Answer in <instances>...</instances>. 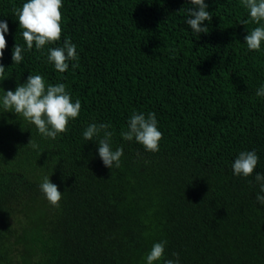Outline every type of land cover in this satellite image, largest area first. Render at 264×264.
Segmentation results:
<instances>
[{
    "label": "trees",
    "instance_id": "16d2710c",
    "mask_svg": "<svg viewBox=\"0 0 264 264\" xmlns=\"http://www.w3.org/2000/svg\"><path fill=\"white\" fill-rule=\"evenodd\" d=\"M26 2L0 0L9 26L0 97L40 74L82 107L53 140L0 101V264H147L161 241L154 264L174 254L179 264H264L255 180L264 174V45L247 48L259 25L241 0H205L208 33L188 26L190 0H63L61 40L42 51L27 50L13 12ZM68 38L79 60L61 73L48 49ZM134 112L156 113L158 152L122 138ZM92 123L111 125L120 167H106L98 141L84 139ZM253 150V175H235L239 153ZM45 176L64 192L59 207L40 190Z\"/></svg>",
    "mask_w": 264,
    "mask_h": 264
},
{
    "label": "clouds",
    "instance_id": "9594fccd",
    "mask_svg": "<svg viewBox=\"0 0 264 264\" xmlns=\"http://www.w3.org/2000/svg\"><path fill=\"white\" fill-rule=\"evenodd\" d=\"M241 2L249 10L250 21L259 25L248 30V35L245 36L247 48L259 51L264 45V23H262L264 22V0H241ZM190 4L193 7L188 10V26L196 33H208V26H202L205 21L211 22L213 18L208 10V4L205 0H190ZM63 7V0H27L22 7L13 10L18 18L20 29H23L22 36L28 51H31L33 46L36 50L42 51L46 45H54L61 40ZM250 21L244 23L247 24ZM8 32L7 21L0 20V81L6 79L3 57L7 50L6 33ZM23 52L24 48L16 44L12 55L14 64L22 62ZM47 59L54 64L57 71L66 72L70 61L79 60L77 46L68 38L63 46L49 48ZM78 66V63L72 64L73 68ZM4 92L5 95L0 97L3 108L35 125L38 132L45 138L54 140L58 135L66 133L70 122L78 118L81 112V101L76 99L73 102L65 84H49L40 74L29 75L26 83L18 84L15 91L4 90ZM256 95L264 97V86L257 90ZM110 128L111 125L108 123H92L83 132V137L88 141H98L99 156L104 165L111 169L113 165L120 167L124 150L123 147L112 149L111 141L114 133L109 130ZM121 136L126 141L135 139L149 152H158L163 139V133L159 130L154 112L148 113L147 116L134 112L129 118L127 130L122 131ZM27 145L33 148L39 147L31 139ZM258 162L259 156L254 150L242 151L232 165L234 174L249 177L255 172ZM255 180L260 183L261 192H264V174L256 173ZM39 187L47 201L54 207H59L64 194L59 190V186L53 183L50 177L45 176ZM257 200L264 205V195H258ZM166 244L167 241H161L152 246L146 256L147 264H154L155 261L163 259ZM174 255L177 256L175 261L168 259L164 264H179L178 254Z\"/></svg>",
    "mask_w": 264,
    "mask_h": 264
}]
</instances>
